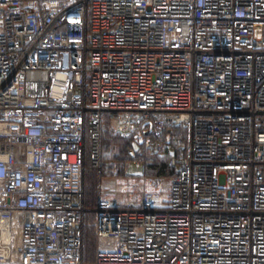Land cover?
Instances as JSON below:
<instances>
[{
    "label": "built area",
    "instance_id": "obj_1",
    "mask_svg": "<svg viewBox=\"0 0 264 264\" xmlns=\"http://www.w3.org/2000/svg\"><path fill=\"white\" fill-rule=\"evenodd\" d=\"M107 127L169 187L88 209ZM0 264H264V0H0Z\"/></svg>",
    "mask_w": 264,
    "mask_h": 264
},
{
    "label": "trees",
    "instance_id": "obj_2",
    "mask_svg": "<svg viewBox=\"0 0 264 264\" xmlns=\"http://www.w3.org/2000/svg\"><path fill=\"white\" fill-rule=\"evenodd\" d=\"M185 135L182 134L180 139H174L166 145L161 151L146 150L142 155L134 157L131 154V141L129 139L116 138L107 127L104 132V155L100 168L93 166L89 156L86 160L85 183H86V206L95 207L99 177L123 176L127 174L128 163L133 162L136 158L144 160L147 165V174L152 179L170 178L176 175L178 168L171 167L169 160L172 156H183ZM94 246V248L92 247ZM91 247L95 252L96 241L93 234L92 244L86 243V255ZM87 257V256H86Z\"/></svg>",
    "mask_w": 264,
    "mask_h": 264
},
{
    "label": "rangeland",
    "instance_id": "obj_3",
    "mask_svg": "<svg viewBox=\"0 0 264 264\" xmlns=\"http://www.w3.org/2000/svg\"><path fill=\"white\" fill-rule=\"evenodd\" d=\"M257 36L260 37L262 35V29L261 28H258L257 29ZM115 136V135H114ZM116 138H123V137H119V136H115ZM125 139V138H123ZM135 160L133 162H130L128 163V166H127V171H125V173L127 174L126 175H123V176H113V177H110V178H100L99 177V182H98V188H97V195H98V190H99V184H100V181L102 180L103 182V186L104 187H108L109 189H113V188H116V187H120L122 184L126 183L129 179L135 184L134 188L137 190L138 187L140 185H138V183H141L142 181V178L140 176V171L139 169L135 166L134 164ZM151 182V186H153L154 188H156V186H160V188H162V184H163V188H167L169 187L171 181H170V178H165L163 179V182L161 183V185L157 182L156 179H153ZM85 187H86V183H85ZM97 198V197H96ZM88 209H94V207H91V208H88ZM90 221V220H88ZM85 238H86V242L85 243H88V245L90 246L92 244V240H93V233H92V229L90 226L87 227L86 231H85ZM94 248V246H92ZM91 247L90 250L92 251H89V253L86 255L85 253V258L87 260V262H93L94 261V258H95V252L93 251L94 249ZM86 251V249H85ZM87 256V257H86Z\"/></svg>",
    "mask_w": 264,
    "mask_h": 264
},
{
    "label": "crops",
    "instance_id": "obj_4",
    "mask_svg": "<svg viewBox=\"0 0 264 264\" xmlns=\"http://www.w3.org/2000/svg\"><path fill=\"white\" fill-rule=\"evenodd\" d=\"M105 178H110V177H105ZM102 182H103V181L101 180V181H100V185H101V186L103 187V189H104V195H105V196H109V194L107 193L108 190H109V188H108V187H104Z\"/></svg>",
    "mask_w": 264,
    "mask_h": 264
},
{
    "label": "water",
    "instance_id": "obj_5",
    "mask_svg": "<svg viewBox=\"0 0 264 264\" xmlns=\"http://www.w3.org/2000/svg\"><path fill=\"white\" fill-rule=\"evenodd\" d=\"M148 122H150V121H148ZM147 133H149V131H147Z\"/></svg>",
    "mask_w": 264,
    "mask_h": 264
}]
</instances>
